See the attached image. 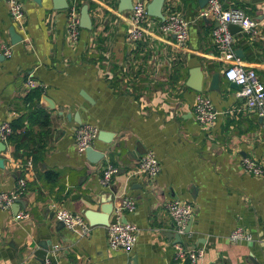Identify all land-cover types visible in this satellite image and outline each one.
Returning a JSON list of instances; mask_svg holds the SVG:
<instances>
[{
  "label": "crops",
  "instance_id": "0c3cea01",
  "mask_svg": "<svg viewBox=\"0 0 264 264\" xmlns=\"http://www.w3.org/2000/svg\"><path fill=\"white\" fill-rule=\"evenodd\" d=\"M89 1L91 29H80L68 43L65 9H53L50 0H21L19 30L0 0V122L12 125L11 136L21 146L14 151L8 140L0 151V191L13 188L19 177L25 184L18 209H0V264H38L39 242L48 243L45 257L57 264H188L173 260L174 243L202 248L199 264H264V180L239 167L243 156L264 166V128L222 76L224 64L211 43L214 20L197 18L198 0H175L174 9L188 22L184 45L155 33L132 43L122 15L113 5L107 9L115 0ZM220 1L241 7L255 23V34L236 32L231 45L240 52L234 58L264 84V1ZM10 26L20 36L16 43H10ZM2 45L9 46V56H3ZM195 68L204 74L199 91L186 85L194 83ZM213 72L218 84L209 89ZM27 77L44 88L26 91ZM196 93L217 111L208 128L194 119ZM84 123L111 133L108 142L93 141L102 153L95 163L74 148L73 131ZM135 144L158 160L154 179L132 174ZM107 164L116 172L101 186ZM123 196L135 208L120 219L138 229L128 252L108 249L106 226L89 225L82 235L59 226L49 207L62 204L83 216V210L110 202L116 208ZM170 199L193 206L178 242L164 210ZM18 211L27 217L16 221ZM235 227L250 239L230 242Z\"/></svg>",
  "mask_w": 264,
  "mask_h": 264
},
{
  "label": "built area",
  "instance_id": "2783aa9c",
  "mask_svg": "<svg viewBox=\"0 0 264 264\" xmlns=\"http://www.w3.org/2000/svg\"><path fill=\"white\" fill-rule=\"evenodd\" d=\"M6 6L10 20L19 30L24 29L23 10L21 0H2ZM111 1V0H108ZM149 0H131V8L126 11L118 12L116 0L113 4H108V10H114L122 15L126 26L125 38L132 43L143 42L148 36L155 33L162 38L172 37L177 47H182L187 38L188 22L183 15L174 9L175 0H164L162 5L163 19L160 20L146 13L145 7ZM78 0H67L65 8V34L68 43H74L80 31L78 25ZM197 18L214 20L215 26L211 30V43L215 52L220 57L224 67L222 69L223 78L237 86V95L243 99L244 107L255 113L260 118V125L264 128V84L252 68L244 67L234 58L232 48V34L227 26L234 24L240 27L244 33L255 34V23L246 15L240 7H223L220 0H206L205 4L197 9ZM3 56H9L10 49L7 45L1 46ZM26 91L33 88H44L35 80L27 77L24 81ZM193 116L195 121L202 127H210L216 117L217 111L213 108L211 101L205 95L196 93L192 104ZM97 128L92 124H79L73 131V144L76 152L82 153L87 147H92L93 141L97 136ZM12 129L7 121L0 122V142L8 144V137ZM30 163L26 162L25 167ZM240 169L253 176H258L264 180V166L256 160L243 156L239 161ZM160 170L158 160L150 150L144 151L139 155L133 175L143 176L147 179H154ZM116 172V168L107 164L99 177V184L107 186L110 176ZM25 184L23 177L17 179L16 185L8 190L0 191V209H9L10 205L16 201L24 192ZM54 217L68 229L77 228L82 235L89 231V224L86 219L78 213H74L62 204H49ZM135 208L134 201L123 196L116 208H112L113 220L106 225V243L111 251L128 252L136 242L138 229L130 222L120 219L123 211L131 212ZM164 210L171 221L173 230L177 235L185 233V226L193 215V206L190 202L170 199L165 202ZM27 217L24 212H16L13 218L21 220ZM228 240L233 243H240L250 239L249 234L240 227L233 228L228 236ZM203 256V249L200 247L185 248L179 243L173 244L172 258L174 261H186L188 264H199ZM38 264H57L50 258H44Z\"/></svg>",
  "mask_w": 264,
  "mask_h": 264
},
{
  "label": "water",
  "instance_id": "95a60500",
  "mask_svg": "<svg viewBox=\"0 0 264 264\" xmlns=\"http://www.w3.org/2000/svg\"><path fill=\"white\" fill-rule=\"evenodd\" d=\"M33 1L35 4L40 5L41 4V0H31ZM163 1L164 0H149L146 4L145 10L146 13L152 17H156L160 20L163 19V15H162V5H163ZM251 2H262L264 0H250ZM51 2V7L53 9H65L67 7V1L66 0H50ZM206 0H198V4L199 7H202L205 4ZM131 8V0H116V10L118 12L120 11H126L129 10ZM78 25L81 29L84 30H90L91 29V18L88 14V7L86 3H83L78 11ZM261 19V18H260ZM228 31L231 34H234L236 32H240L241 29L240 27H238L237 25L234 24H229L227 26ZM8 34H9V38H10V43H16L20 40V36L18 34H16L14 32V29L10 26L8 28ZM234 54L236 56H240V52L239 50H235ZM192 74L195 75V78H193L194 83L190 84V82H187L186 85L189 86L190 88L199 91L200 90V85H201V81L203 78V72L201 70H196V68L194 70H192ZM193 75V76H194ZM209 89H216L217 88V84H218V73L217 72H213L209 75ZM199 78V82L197 83V80ZM196 80V82H195ZM229 84L235 88H237V86L232 83L229 82ZM84 97V96H83ZM85 100H88V98L84 97ZM76 123H79V121L77 120ZM111 137V133L110 132H106L104 130H99L97 131V136L96 139L100 140V141H104V142H108ZM4 149V144L2 142H0V151H2ZM145 150L143 148L140 149V147H138V144H135V148L134 150H132L130 152V154L134 153L133 156H130L131 158H133V160H136V157H139V155H141ZM84 155L87 159L88 162L90 163H95L97 162L101 157H102V153L93 149L92 147H87L84 150ZM2 166V158H0V167ZM107 202V201H106ZM112 202L108 203V204H103L102 206L99 207V209L96 210H92V209H85L83 210L82 214L84 216V218L86 219L87 223L89 225H102V226H106L108 224V218L109 215H111L112 213ZM18 204H19V199H17L16 201H14L11 205L10 208L12 211H14V209H18ZM190 224V220H188V222L186 223L185 226V232L188 230V226ZM59 226H63V224L61 222L58 223ZM174 238H176L177 242L180 240L179 235L174 234ZM38 248L37 250L34 251V255L39 259V261H42L45 258L46 253L48 252L49 248H48V243L46 242H39L37 244Z\"/></svg>",
  "mask_w": 264,
  "mask_h": 264
},
{
  "label": "trees",
  "instance_id": "16d2710c",
  "mask_svg": "<svg viewBox=\"0 0 264 264\" xmlns=\"http://www.w3.org/2000/svg\"><path fill=\"white\" fill-rule=\"evenodd\" d=\"M78 2H79V6H81L83 3H86L87 6H88V8H90L91 5H92V3L89 0H78ZM238 5L240 6V4H238ZM236 7H238V6H236ZM10 126H11V129L13 130L12 125H10ZM8 140L10 142L14 143V148H15L14 151L18 150L21 147L20 144H18L17 142H15V140L13 139V137L11 135L8 137Z\"/></svg>",
  "mask_w": 264,
  "mask_h": 264
}]
</instances>
